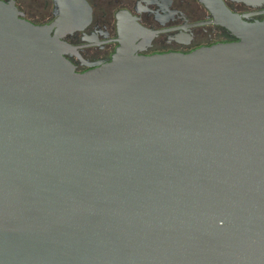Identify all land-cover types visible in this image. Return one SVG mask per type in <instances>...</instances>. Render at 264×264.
Instances as JSON below:
<instances>
[{
    "label": "water",
    "instance_id": "water-1",
    "mask_svg": "<svg viewBox=\"0 0 264 264\" xmlns=\"http://www.w3.org/2000/svg\"><path fill=\"white\" fill-rule=\"evenodd\" d=\"M199 2L238 42L84 73L0 2V264H264V21Z\"/></svg>",
    "mask_w": 264,
    "mask_h": 264
},
{
    "label": "flooded vegetation",
    "instance_id": "flooded-vegetation-1",
    "mask_svg": "<svg viewBox=\"0 0 264 264\" xmlns=\"http://www.w3.org/2000/svg\"><path fill=\"white\" fill-rule=\"evenodd\" d=\"M246 23L264 21V0H220ZM19 18L50 28L69 47L63 57L76 73L112 60L128 43L139 56L188 54L238 39L215 24L199 0H0Z\"/></svg>",
    "mask_w": 264,
    "mask_h": 264
}]
</instances>
